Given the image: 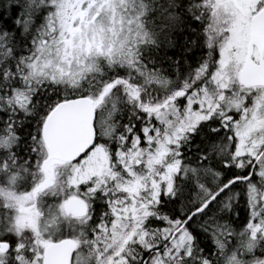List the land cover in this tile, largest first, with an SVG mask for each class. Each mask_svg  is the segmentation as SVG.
<instances>
[{
	"label": "snow or ice",
	"instance_id": "6c2138e0",
	"mask_svg": "<svg viewBox=\"0 0 264 264\" xmlns=\"http://www.w3.org/2000/svg\"><path fill=\"white\" fill-rule=\"evenodd\" d=\"M0 264H264V0H0Z\"/></svg>",
	"mask_w": 264,
	"mask_h": 264
}]
</instances>
